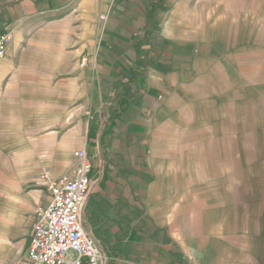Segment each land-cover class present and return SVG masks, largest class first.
<instances>
[{"label": "crops", "instance_id": "0c3cea01", "mask_svg": "<svg viewBox=\"0 0 264 264\" xmlns=\"http://www.w3.org/2000/svg\"><path fill=\"white\" fill-rule=\"evenodd\" d=\"M263 13L264 0H0V264H25L43 175L71 173L78 150L104 264H264V152L261 190L233 197L250 162L228 130L243 114L264 139Z\"/></svg>", "mask_w": 264, "mask_h": 264}, {"label": "built area", "instance_id": "2783aa9c", "mask_svg": "<svg viewBox=\"0 0 264 264\" xmlns=\"http://www.w3.org/2000/svg\"><path fill=\"white\" fill-rule=\"evenodd\" d=\"M10 38L9 32L0 34V60ZM74 158L77 165L71 173L57 179L43 175L48 200L34 211L25 264H104V254L84 231L81 220L92 182V164L83 150L76 151Z\"/></svg>", "mask_w": 264, "mask_h": 264}, {"label": "rangeland", "instance_id": "374dc122", "mask_svg": "<svg viewBox=\"0 0 264 264\" xmlns=\"http://www.w3.org/2000/svg\"><path fill=\"white\" fill-rule=\"evenodd\" d=\"M250 3H251V0H250ZM260 19H261V16L259 17V20ZM261 22L264 23V13H263V19H261ZM253 35L255 36L253 43H256L255 40L258 38L259 34L256 33V31H255ZM263 42H264V40H263ZM83 66H81V63H80V67H83ZM251 96H255V94H252V92H250L249 98H251ZM251 99H254V98H251ZM249 104H252V102L250 100H249ZM249 115H252L251 110L249 112ZM232 118H235V119H233L232 124H230L229 128H228V130L230 131L229 134L233 138L232 144L234 146H237L240 150V155H242V157H241L242 158V165L243 164L246 165L250 162L249 167L246 166V168H245V169L249 170L248 171L249 174H247V176H246V174H244V172H240L239 170H236L239 172L235 171L234 175H233L234 180L244 182L241 184H234L233 188H232L233 193H234L233 197L242 199V197L243 196L246 197L247 194L256 195V191L261 190V187H258V185L256 183H252V177H254L255 174H253V172L250 171V169L254 168V166H255V165H251V164H255L258 162V161H256V159L258 157L256 154L259 152L260 153L264 152L263 151V148H264L263 140L264 139L262 140V139L257 138L258 135L262 136L263 132H257V130L255 128H254V130L251 129V124H250L251 121L244 118L243 114H241V116L240 115L236 116L233 113ZM253 122H254V120L252 121V123ZM223 127H224V125H222V124H221V126H219V128H223ZM244 149H247L246 151H247L248 155L247 154L245 155ZM259 158H260L259 160H261V158L264 159V156L263 155L259 156ZM76 162H77V160H76ZM244 167L245 166H243V168ZM241 171H243V170H241ZM43 173H47V171L44 170L41 173V175H43ZM41 175H40V178H41ZM236 181H234V183ZM234 201H235V199H234ZM237 202H239V201H237ZM237 202H236V204H237Z\"/></svg>", "mask_w": 264, "mask_h": 264}]
</instances>
